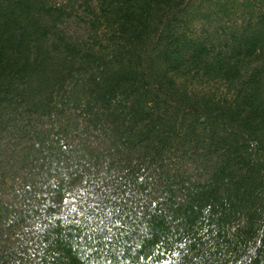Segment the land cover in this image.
I'll use <instances>...</instances> for the list:
<instances>
[{
  "label": "trees",
  "instance_id": "1",
  "mask_svg": "<svg viewBox=\"0 0 264 264\" xmlns=\"http://www.w3.org/2000/svg\"><path fill=\"white\" fill-rule=\"evenodd\" d=\"M0 264H264V0H0Z\"/></svg>",
  "mask_w": 264,
  "mask_h": 264
}]
</instances>
